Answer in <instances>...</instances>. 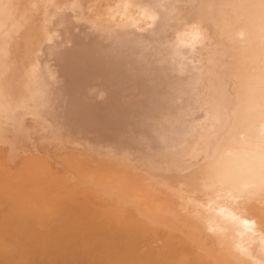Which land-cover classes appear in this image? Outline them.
Returning a JSON list of instances; mask_svg holds the SVG:
<instances>
[{
    "label": "bare ground",
    "instance_id": "obj_1",
    "mask_svg": "<svg viewBox=\"0 0 264 264\" xmlns=\"http://www.w3.org/2000/svg\"><path fill=\"white\" fill-rule=\"evenodd\" d=\"M0 264H264V0H0Z\"/></svg>",
    "mask_w": 264,
    "mask_h": 264
}]
</instances>
